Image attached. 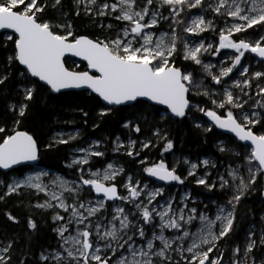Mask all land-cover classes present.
Masks as SVG:
<instances>
[{"label": "snow or ice", "instance_id": "snow-or-ice-1", "mask_svg": "<svg viewBox=\"0 0 264 264\" xmlns=\"http://www.w3.org/2000/svg\"><path fill=\"white\" fill-rule=\"evenodd\" d=\"M77 20L98 26L100 34H80ZM0 30V98L11 118L9 127L0 116V202L34 195L32 207L50 212L57 225L58 247L42 250L36 264H224L226 257L228 264H264V227L258 235L246 232L243 246L237 242L221 251L235 238L238 206L264 182V0H0ZM204 33L214 34L212 42ZM67 57L86 62V70H71ZM67 90L87 95L101 119L142 109L122 120L137 138L130 135L125 143L116 136L114 153L135 158L154 147L151 138L139 140L150 118L179 123L192 117L206 133L221 130L217 150L235 159L220 172L209 159L185 158L184 175L180 161L172 166L161 155L149 163L144 156L141 172L130 174L107 159L104 140L76 143L83 139L79 128L55 132L42 146L22 130L31 102L41 91L55 99ZM13 91L18 99L9 102ZM76 111L87 124L89 112ZM152 136L164 153L174 148L159 125ZM70 144L75 146L65 167L74 179L34 170L42 147ZM189 177L219 190L223 199L211 201L214 213L207 204L198 208L187 192L166 195L164 185H184ZM5 215L18 222L11 211ZM260 220L264 224V213ZM28 226L37 228L31 217ZM15 245L0 240V264H30L28 256L14 255Z\"/></svg>", "mask_w": 264, "mask_h": 264}, {"label": "trees", "instance_id": "trees-1", "mask_svg": "<svg viewBox=\"0 0 264 264\" xmlns=\"http://www.w3.org/2000/svg\"><path fill=\"white\" fill-rule=\"evenodd\" d=\"M50 15H54L53 11L49 10ZM76 30L80 34H87L91 38H95L100 34L98 26H94L90 23L77 20ZM0 38H3V34H0ZM5 53L0 51V61L3 60ZM71 70H86L83 64L72 62L68 60L66 65ZM78 92H71L65 96H59L58 98H51L47 93L41 91L37 94L36 99L31 102V108L29 110L27 119L24 122L22 130H28L38 138L41 145L49 139L56 131L60 129L70 130L79 128L83 133V138H95L100 139L105 137L107 144L116 137L126 135L137 134L130 133L128 129L122 126V120L125 117H135L138 113L142 112V109H125L122 112H117L106 118L101 119L97 113L98 108L95 103L91 101L87 95H78ZM7 100L10 102L14 99H18L15 96L14 91L9 92L6 95ZM195 100H199L200 97H195ZM77 107H83L89 112L87 124L84 123L83 114L76 111ZM162 109V108H161ZM5 100L0 98V116L3 120L8 122V126L11 127L10 115H6ZM147 115V113H143ZM193 116L200 117L205 121L202 114L193 112ZM69 121H75V123H69ZM142 123V122H141ZM94 124H99L98 128H93ZM159 127L167 132L170 138L174 142V148L167 153L163 152L162 142L155 141V137L152 136V132L155 127ZM196 121L189 117L179 123L175 121L165 122L158 117L153 120L149 119L148 124L142 123L143 132L148 131L149 138L153 139L155 146L150 149H145L141 152L140 157H120L124 161L123 166L126 171L130 172L136 167V163L142 157L148 158H164L168 163L171 156H187L193 160H200L202 158H211L216 163L226 162L231 163L235 157L232 155H225L217 150V144L221 137L217 135L219 130H215L212 133L204 132L203 128H197ZM256 130L258 128L256 127ZM141 136V134H139ZM73 147L70 145H61L59 150L53 148L51 150L41 149V161L36 164L37 167L45 169L50 172H56L60 175H67L68 171L65 168V158L69 155V150ZM108 159V154H107ZM135 159V163H133ZM233 166H235L233 164ZM28 170L27 168L24 171ZM15 175V174H14ZM3 178V177H0ZM264 182L258 185L257 191L250 193L245 199L242 200L238 206V223L235 238L228 243H224L221 251H227L230 246H234L239 242L241 246L244 244L245 234L249 230L255 231L259 234V231L264 224L261 223L260 216L264 213V196L262 193ZM192 190L198 198L203 201L222 200L219 190L209 191L204 186L192 187ZM33 198V199H32ZM36 202V198L23 195L20 197L12 196L6 203L0 202V240L13 239L16 241V251L14 255L19 259L23 255L28 256L30 264H36V259L42 250L52 249L56 246V237L52 233L53 228L51 226V217L48 212H42L32 205ZM11 211L18 218V222H13L7 219L6 212ZM31 217L35 220L37 228L35 230L30 229L28 226V219ZM230 255V253H229ZM16 264V261L13 262Z\"/></svg>", "mask_w": 264, "mask_h": 264}, {"label": "rangeland", "instance_id": "rangeland-1", "mask_svg": "<svg viewBox=\"0 0 264 264\" xmlns=\"http://www.w3.org/2000/svg\"><path fill=\"white\" fill-rule=\"evenodd\" d=\"M195 11L196 10H193V12L195 13ZM162 27H163V29H167V27H168V25L167 24H163L162 25ZM250 32H251V30H249ZM203 36H206L207 38H208V40H209V42H212V40H213V33H204V34H202ZM237 35H240V34H237ZM216 42H218V37H216ZM222 51H231V50H222ZM219 59V57H216V56H212V57H209V56H205V60L207 61V60H211L213 63H215L217 60ZM245 63H247V61H245ZM252 68L254 69V70H259L258 68H257V65H256V63H255V61H253L252 62ZM252 95L253 96H255V88H253V90H252ZM198 97V96H197ZM142 122V121H141ZM257 128H258V130L257 131H259L260 130V125H257L256 126ZM61 130H65V129H60V130H58V131H61ZM70 130H73V129H70ZM58 131H56V132H58ZM65 131H69V130H65ZM148 133V131L147 130H145L142 134H141V136L139 135V140H144L145 138H149V134H147ZM130 135H125L124 134V136H120V138H121V140H123L125 143H127V138L129 137ZM132 136V138L133 139H136L137 138V136H134V135H131ZM116 138V137H115ZM115 138L113 139V140H115ZM100 139H102V140H104V142H105V144L106 145H108L107 144V140H106V138L105 137H102V138H100ZM84 140H87V141H91V140H95V138H88V139H86V138H83L81 141H77L76 143H83V141ZM112 140V141H113ZM111 141V142H112ZM111 142L109 143V150H108V152H107V154H108V160L109 161H115V162H117L119 165H122L123 166V159H120V157H128V156H126V155H121V154H118V153H114V152H112L111 150H110V147H111ZM73 145V147L75 146V144H72ZM71 150V149H70ZM70 150H69V155H70ZM137 150H139V148L137 149ZM144 150H142L141 152H143ZM68 155V156H69ZM188 159L189 161H191V162H193V163H200L202 160H204V159H209L210 161H212L213 163H215L216 164V168L217 169H219V171L220 172H224V170H225V168L227 167V165H228V163H226V162H221V163H216V162H214L211 158H202V159H200V160H193V159H190L189 157H187V156H176V155H173V156H171L170 157V159L168 160V164H170V165H172V166H175L176 165V162L177 161H180L181 162V167H180V169H179V171L182 173V174H184V175H186V171H185V169L187 168V165H183V161H184V159ZM158 159H156V158H148V162L149 163H151V162H156ZM65 166V165H64ZM124 167V166H123ZM203 165L202 164H200V168L197 170L198 171V174L199 175H203V171H202V169H203ZM34 168V170H36V171H40V170H43L44 172H46V173H48V177H64V178H66V179H69V180H71V179H74L75 177L71 174V170H69V169H67L66 167V170L68 171V173H67V175H60V174H58V173H56V172H50V171H47V170H45V169H42V168H39V167H37V166H34L33 167ZM141 170H142V166L140 165V163H139V160L137 161V163H136V167L132 170V171H130L129 173L130 174H139L140 172H141ZM27 171H29V169L28 170H26V172ZM207 171H209V172H211V173H213V174H215V172H216V169H213V168H209V169H207ZM145 176H146V174H145ZM147 178V177H146ZM213 178H215V175H213ZM47 179V178H46ZM147 180H148V182L149 183H153V181H151V180H149L148 178H147ZM158 186L159 185H162V183H159V182H155ZM166 188H167V193H166V195H168V194H171V195H173V196H176L177 198H179V197H181V196H183V194L185 193V192H187V193H189L190 194V197H191V199L192 200H195V201H197V207L198 208H200V209H203L204 208V206H205V204H207V205H209V209H208V211H209V213L210 214H212V213H214L215 212V205H213L212 203H211V201H203V200H201V198H198V196H196L195 194H194V192H193V190H192V187H199L200 185H197L196 183H195V177H189L187 180H186V182H185V184L184 185H178V184H175V183H173L172 185H164ZM121 191H123V189L121 188ZM26 195H28V194H26ZM29 197H34V198H36L34 195L33 196H30V195H28ZM43 198V194L41 193V199ZM33 199V198H32ZM36 203V202H35ZM34 203V204H35ZM33 204V205H34ZM38 210H40V209H38ZM40 211H42V210H40ZM42 212H44V211H42ZM49 213V215H50V217H51V226H52V228L54 229L57 225L55 224V223H53V221H52V216H51V214H50V212H48ZM54 235H55V237H56V241H57V243H56V246L54 247V248H56V247H58V243H59V241H58V238H57V234H56V232L55 231H53L52 232ZM258 235V234H257ZM54 248H52V249H54ZM255 252H256V255L257 256H260L262 253L259 251V250H254ZM224 264H228V260H227V257L225 258V262H224Z\"/></svg>", "mask_w": 264, "mask_h": 264}, {"label": "water", "instance_id": "water-1", "mask_svg": "<svg viewBox=\"0 0 264 264\" xmlns=\"http://www.w3.org/2000/svg\"><path fill=\"white\" fill-rule=\"evenodd\" d=\"M10 31V30H9ZM0 34H3V30H0ZM67 60H69V61H72V62H76V63H80V64H83L85 67H86V62H84V61H81L80 60V58H78V57H67L66 58ZM69 93H71V92H80L81 90H67ZM162 109H163V106H160ZM204 119H205V121L207 120V118L206 117H204ZM219 131H221V130H219ZM228 135H231V134H228ZM240 143H243V142H240ZM35 166V165H34ZM33 166V167H34ZM149 180H151V181H154V178H150V177H147ZM155 182H159V183H162L163 184V182H160V181H155ZM262 193H263V196H264V185H263V189H262Z\"/></svg>", "mask_w": 264, "mask_h": 264}]
</instances>
